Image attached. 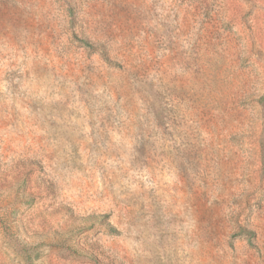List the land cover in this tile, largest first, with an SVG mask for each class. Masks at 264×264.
Returning a JSON list of instances; mask_svg holds the SVG:
<instances>
[{
	"label": "rangeland",
	"instance_id": "1",
	"mask_svg": "<svg viewBox=\"0 0 264 264\" xmlns=\"http://www.w3.org/2000/svg\"><path fill=\"white\" fill-rule=\"evenodd\" d=\"M0 264H264V0H0Z\"/></svg>",
	"mask_w": 264,
	"mask_h": 264
}]
</instances>
